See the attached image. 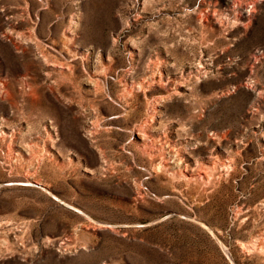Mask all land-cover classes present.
Here are the masks:
<instances>
[{
    "label": "rangeland",
    "instance_id": "374dc122",
    "mask_svg": "<svg viewBox=\"0 0 264 264\" xmlns=\"http://www.w3.org/2000/svg\"><path fill=\"white\" fill-rule=\"evenodd\" d=\"M0 264H264V0H0Z\"/></svg>",
    "mask_w": 264,
    "mask_h": 264
}]
</instances>
